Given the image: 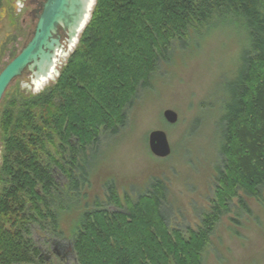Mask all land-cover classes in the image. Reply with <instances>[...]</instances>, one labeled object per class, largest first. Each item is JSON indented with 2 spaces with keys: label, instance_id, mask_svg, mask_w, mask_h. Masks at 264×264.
I'll return each mask as SVG.
<instances>
[{
  "label": "trees",
  "instance_id": "trees-1",
  "mask_svg": "<svg viewBox=\"0 0 264 264\" xmlns=\"http://www.w3.org/2000/svg\"><path fill=\"white\" fill-rule=\"evenodd\" d=\"M220 17L235 19L248 48L226 87L218 120L222 159L215 166L209 212L200 226L183 233L167 226L166 186L159 176L153 174L144 192L134 199L126 195L123 202L109 187V201L118 210L94 208L83 217L79 212L74 264H201L230 201L237 197L250 212L241 193L253 199L264 187V0H95L54 84L35 95L12 97L1 112L0 264L41 263L33 225L49 220L52 228L60 226L58 210L53 211L56 171L74 187L78 183L52 149L63 155L68 150L72 163L79 155L82 170L86 146L101 131L116 132L124 123L125 109L157 62L168 58L172 41ZM66 209L61 205L62 212Z\"/></svg>",
  "mask_w": 264,
  "mask_h": 264
},
{
  "label": "rangeland",
  "instance_id": "rangeland-1",
  "mask_svg": "<svg viewBox=\"0 0 264 264\" xmlns=\"http://www.w3.org/2000/svg\"><path fill=\"white\" fill-rule=\"evenodd\" d=\"M22 15L25 13L15 0H0V70L32 35L35 22L23 21ZM247 44L246 32L234 18H214L204 27H191L182 39L172 41L168 58L157 62L147 85L138 89L125 109V121L117 131H101L97 140L86 146L87 164L82 170L77 168L79 155L72 163L68 150L63 155L52 149L78 184L74 187L56 171L59 185L55 196L59 198L53 199V211L58 210L60 226L52 228L49 220L33 225L31 237L42 255L38 264H74L71 246L79 229L75 223L79 212L83 217L94 208L118 210L109 201V187L122 202L126 195L134 199L148 188L153 174L166 186L162 209L167 226L185 233L201 225L202 215L215 200V166L222 159L218 120L223 115L226 87L237 75ZM71 53L61 60L59 72ZM56 79L39 90L26 87L24 75L14 79L0 101V118L12 97L35 95ZM165 109L176 113L175 123L163 118ZM155 129L167 136L171 153L166 158L149 151L148 133ZM2 150L0 131V164ZM241 197L250 212L240 207L237 197L230 201L229 210L215 224L201 264H264V187L256 198L243 193ZM61 205L68 210L62 212Z\"/></svg>",
  "mask_w": 264,
  "mask_h": 264
},
{
  "label": "water",
  "instance_id": "water-1",
  "mask_svg": "<svg viewBox=\"0 0 264 264\" xmlns=\"http://www.w3.org/2000/svg\"><path fill=\"white\" fill-rule=\"evenodd\" d=\"M94 4L95 0L44 1L30 39L0 70V101L10 83L26 72L28 82L25 86L34 90H39L43 81L59 76L61 60L72 52L78 42ZM162 116L170 124L177 120L176 113L171 109H165ZM148 148L157 158H166L171 153L167 136L160 129L148 133Z\"/></svg>",
  "mask_w": 264,
  "mask_h": 264
},
{
  "label": "flooded vegetation",
  "instance_id": "flooded-vegetation-1",
  "mask_svg": "<svg viewBox=\"0 0 264 264\" xmlns=\"http://www.w3.org/2000/svg\"><path fill=\"white\" fill-rule=\"evenodd\" d=\"M16 6L20 9L22 13H25V15H22L23 21H25L27 18L29 19L30 23L35 22L37 20V16L40 13L41 5L44 3L45 0H15ZM61 38L64 37L62 31H60ZM24 76H28V73H24ZM22 76V75H21Z\"/></svg>",
  "mask_w": 264,
  "mask_h": 264
},
{
  "label": "bare ground",
  "instance_id": "bare-ground-1",
  "mask_svg": "<svg viewBox=\"0 0 264 264\" xmlns=\"http://www.w3.org/2000/svg\"><path fill=\"white\" fill-rule=\"evenodd\" d=\"M47 81H43V85L46 83ZM40 89V88H39ZM115 192V191H114ZM59 198V197H58ZM37 232V231H36Z\"/></svg>",
  "mask_w": 264,
  "mask_h": 264
}]
</instances>
